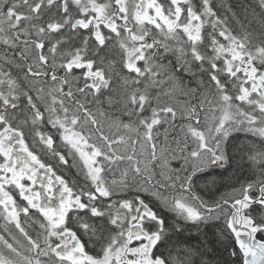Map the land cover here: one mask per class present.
Here are the masks:
<instances>
[{"label":"snow or ice","instance_id":"snow-or-ice-1","mask_svg":"<svg viewBox=\"0 0 264 264\" xmlns=\"http://www.w3.org/2000/svg\"><path fill=\"white\" fill-rule=\"evenodd\" d=\"M243 11L214 0H0V264H210L203 246L172 242L170 231L200 225L217 230L225 264H264V0ZM177 65L211 99L169 102L187 94ZM178 114L187 123L161 141ZM233 131L253 138L240 148L248 172L205 199L194 177L232 166ZM41 153L61 165L70 156L83 184Z\"/></svg>","mask_w":264,"mask_h":264},{"label":"trees","instance_id":"trees-1","mask_svg":"<svg viewBox=\"0 0 264 264\" xmlns=\"http://www.w3.org/2000/svg\"><path fill=\"white\" fill-rule=\"evenodd\" d=\"M198 3L199 0H196ZM216 4L223 3L225 6H231L233 11H235L238 16L243 19L244 11L243 7L254 6L258 3V0H214ZM259 11V9H257ZM221 14H223V10H221ZM230 15V13H229ZM233 27L239 30V25L233 23ZM211 31V29H208ZM171 61L172 64H175L176 61L173 57L169 56L168 60H164V64H169ZM171 70V69H170ZM176 75L182 79L183 85L185 87V92L187 94H180L177 93L175 97H173L169 102L176 104L178 107L184 105L185 103L188 104H198L199 102L205 99V96L208 99H211V95L208 93L207 89L199 84V80L201 79L199 76L193 78L190 73L181 72L179 71V65H177V72ZM204 81L207 82V77H203ZM189 89H197L195 95H193ZM209 105L205 104V109H207ZM207 115L211 117V113L208 112ZM205 112L201 113V120H204ZM187 121L181 117L179 114L175 121V128L170 127L169 125H164L161 127L160 132L161 136L160 139L163 141V129L168 128V136L169 139H173L177 134L180 133V129L182 125H185ZM251 139H253L250 134L245 132H236L233 131L230 135L228 144H229V152L230 154L234 155L236 159H234L233 164L227 171L221 168H206L203 172L197 173L194 177V190L203 196L205 199H209L213 196L219 194V192L227 191L228 189L223 186V184L229 183L228 178H232V182L235 181L236 176H240L243 178L244 174L248 172L246 167V160L241 161L239 156L241 155L240 148L247 144ZM64 151V149H61ZM44 159L49 162L50 164L54 165L58 175L63 176L70 185L76 184L80 186L83 184V178L80 174V170L78 167L74 166V162L71 160L69 156V164L68 165H61L59 164L58 160L52 158L51 154H43ZM173 167H178L179 163L177 161H172ZM216 181V184L213 185V181ZM223 181V184L221 183ZM161 214L166 217L167 222L169 225H174L176 223L174 219V214H170L165 210H161ZM28 229L30 233L35 237L37 233L40 231L39 224H29ZM217 230L212 227H205L204 225H200L199 231L196 227H187L182 233H174L170 231L172 236V242L175 244L177 241L180 242V245H188L190 247H201L207 249L208 256L207 259L210 260V264H225L229 258L224 252L223 244L219 242L218 238L214 235ZM0 235H7L4 232V224L0 221ZM22 239V238H21ZM3 248L0 246V251Z\"/></svg>","mask_w":264,"mask_h":264},{"label":"flooded vegetation","instance_id":"flooded-vegetation-1","mask_svg":"<svg viewBox=\"0 0 264 264\" xmlns=\"http://www.w3.org/2000/svg\"><path fill=\"white\" fill-rule=\"evenodd\" d=\"M29 143L31 144V138L29 137ZM41 156H42V158L44 159V156H43V153H41ZM44 161L46 162V163H49V162H47L45 159H44ZM39 187V186H38ZM57 187H58V185H57Z\"/></svg>","mask_w":264,"mask_h":264},{"label":"rangeland","instance_id":"rangeland-1","mask_svg":"<svg viewBox=\"0 0 264 264\" xmlns=\"http://www.w3.org/2000/svg\"><path fill=\"white\" fill-rule=\"evenodd\" d=\"M37 187H38V185H37Z\"/></svg>","mask_w":264,"mask_h":264},{"label":"bare ground","instance_id":"bare-ground-1","mask_svg":"<svg viewBox=\"0 0 264 264\" xmlns=\"http://www.w3.org/2000/svg\"><path fill=\"white\" fill-rule=\"evenodd\" d=\"M171 214V213H170Z\"/></svg>","mask_w":264,"mask_h":264}]
</instances>
